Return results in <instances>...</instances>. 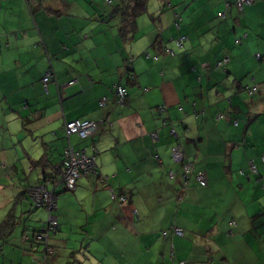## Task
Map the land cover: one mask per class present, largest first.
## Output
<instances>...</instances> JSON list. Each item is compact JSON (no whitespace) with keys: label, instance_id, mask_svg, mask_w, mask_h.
<instances>
[{"label":"crops","instance_id":"1","mask_svg":"<svg viewBox=\"0 0 264 264\" xmlns=\"http://www.w3.org/2000/svg\"><path fill=\"white\" fill-rule=\"evenodd\" d=\"M89 1L0 0V223L43 210L26 191L44 184L57 200L53 256L264 264V0L242 11L236 0H146L124 36L116 8L126 0ZM115 86L125 89L122 105ZM75 120L98 129L67 136ZM68 146L96 151L104 183L87 173L72 196L59 192ZM185 163L205 172V187L184 180ZM72 204L84 225L71 222ZM92 244L101 258L86 256Z\"/></svg>","mask_w":264,"mask_h":264},{"label":"built area","instance_id":"2","mask_svg":"<svg viewBox=\"0 0 264 264\" xmlns=\"http://www.w3.org/2000/svg\"><path fill=\"white\" fill-rule=\"evenodd\" d=\"M252 0H236L235 6L237 7L238 11H242L243 8L247 5H250ZM221 18H224L225 13H221ZM182 41L180 40L177 42L179 46L181 45ZM257 59L260 58L259 55H256ZM50 80V74L43 78V83L46 84ZM69 85H72L73 82H69ZM247 91L252 94L254 89L246 88ZM125 89L121 86H115L114 88V101L120 105L123 104L125 99ZM105 102H101L100 105L103 106ZM163 110V109H162ZM161 110V111H162ZM64 128L66 131V135H76L80 139H86L92 136L96 130L98 129V123L94 121H70L64 124ZM172 133L174 134V130L172 129ZM175 146L172 148L173 159L177 162L182 161L181 152L177 151ZM95 153L93 152L91 155H86L83 150L78 148L68 146L65 148L63 153L62 164L59 170L60 179L57 183V186H61L62 190L65 192H72L76 188V180L83 174H93L96 177H99L100 183H104V178L101 176L99 172V168L95 161ZM264 162V159H263ZM183 177L184 180H188L190 176H193L194 180L198 183L199 186L205 187L206 186V174L204 171L193 172V166L191 163L183 164ZM251 171L255 172V167L251 163ZM26 194L31 197L35 206L42 207L46 209L48 213V220L46 225L39 231L35 232L34 240L36 242L42 243L43 253L42 258H47L49 254H52V248L48 245V241L51 238V234L55 233L58 230V222L57 218L53 215V211L56 209V198L51 197L54 196L53 191H47V188L44 184H38L35 186H31L27 189ZM51 197V200L49 199ZM112 199H117L118 202L123 203L126 200L124 195H111ZM174 233L178 236L183 235V231L181 229H175ZM23 241H28L27 237L23 238ZM51 248V251L50 249Z\"/></svg>","mask_w":264,"mask_h":264},{"label":"rangeland","instance_id":"3","mask_svg":"<svg viewBox=\"0 0 264 264\" xmlns=\"http://www.w3.org/2000/svg\"><path fill=\"white\" fill-rule=\"evenodd\" d=\"M106 1L107 0H105V2ZM86 5L88 7H91V3L89 0H86ZM97 8L100 9V6L98 5ZM119 11H122V9ZM98 15H101V12H99ZM219 18L221 19V16H219ZM110 23L113 26L115 24V21L112 20V21H110ZM139 27H140V23L138 22V28ZM139 29H141V28H139ZM145 31H146V29L141 30L140 32H137L135 37L141 36ZM248 77H249V79L251 78V76H248ZM228 91L230 92V90H228ZM226 103H227V101H226ZM250 166H251V164L249 165V167ZM69 194H70V196H72V193H70V192L65 193V195H69ZM51 197H54V196H51ZM51 197L49 198L50 200H51ZM68 207L70 209L71 205L68 204ZM78 208L79 207H76L75 204H72V210H70V213H69V216L72 218L71 222L74 223L77 227L80 226V224L82 222H83L82 224L84 225V221H85L83 219L84 214L82 215L83 212H81L80 209H78ZM83 211H85V210L83 209ZM36 212L41 213V212H45V211H44V209L43 210H35V212L30 214V216H32L31 218H27L26 213L23 215H21V213H18L15 215V217L13 216L14 222L15 223L17 222V225L14 227L10 236L6 240H4V242L1 243L2 248L0 249V264H50V263L53 264L54 258H60V262L58 264H80L78 261V258H79V260H81L82 257H78L76 255H72L70 257L69 254H67L65 256H63V255L62 256L61 255L60 256H53V253L49 254L48 257L46 258V260L44 259L45 261L44 260L42 261V258H39V255H38L39 259L37 262H35L37 255H36V253H33V250H35V248H37L39 250V252H41L43 250V246H42V243L36 242L34 240V234L35 233L33 231H36L35 228H39L41 226V223L44 222L47 218V215L45 218H41L40 215L37 214V216L39 218H38V220H35V218H33V217H34V214ZM19 216H21V219L19 218ZM1 219H5V217L4 218L2 217ZM18 221H19V223H18ZM89 221H91V220H89ZM91 227H92V225L88 224V225H85L83 227V229H85L89 232ZM24 230H25V233H24ZM89 234L91 235L92 231H90ZM24 237H27V239H28L27 242H23ZM49 249L51 251V248H49ZM109 249L112 252L117 251V247L116 248L109 247ZM97 252H98V254H97ZM104 253H105V251H103L102 248L97 247L95 244H92L88 248V251L85 254H86V256H91V258H101L100 255L104 254ZM32 258H33V260H31ZM49 261H50V263H49ZM81 264H97V263L94 260H92L90 263L84 261Z\"/></svg>","mask_w":264,"mask_h":264},{"label":"trees","instance_id":"4","mask_svg":"<svg viewBox=\"0 0 264 264\" xmlns=\"http://www.w3.org/2000/svg\"><path fill=\"white\" fill-rule=\"evenodd\" d=\"M145 2L146 0H126V3H124V5L116 8V13L119 15V17L122 20V26L120 27V33L123 36L126 35V32L128 30H129L128 32H131V33L133 32L132 28H134V25H133L134 19L136 16L140 15L145 9ZM121 9L122 11H119ZM93 152H96V151L93 150ZM95 157H96V153H95ZM59 170H60V167H58V173H59ZM58 190L59 192H63L61 186H58ZM56 203H57V200H56ZM56 210H57V206H56ZM55 211L52 212L54 216H55ZM15 224L16 223L14 222V217L12 214H8L7 217L0 223V249L2 248L1 243L4 242V240H6L10 236L12 230L15 227ZM42 256H43V253L40 252V258H42ZM44 259L46 260V258H42V261Z\"/></svg>","mask_w":264,"mask_h":264}]
</instances>
